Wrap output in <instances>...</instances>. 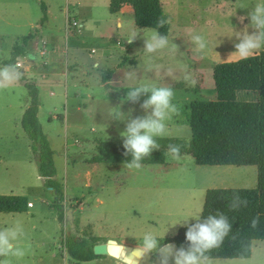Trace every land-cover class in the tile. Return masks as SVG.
<instances>
[{"label":"rangeland","instance_id":"obj_1","mask_svg":"<svg viewBox=\"0 0 264 264\" xmlns=\"http://www.w3.org/2000/svg\"><path fill=\"white\" fill-rule=\"evenodd\" d=\"M41 1L57 16L59 51L70 48L67 50L68 58L79 56L83 62L91 60L90 55H96L88 48L99 47L101 43L89 34L78 33L83 26L91 31V25L96 23V19L102 20L108 15V0H0V68L6 66L2 61L11 57L9 50L12 44L24 46L26 43H23V36L33 30V24L43 21ZM162 2L171 30L170 41L178 46L179 51L178 55L167 51L160 53L155 62L165 67H174L175 81H171V78L156 79V74L145 70L149 58L142 52L144 40L141 37L137 41L138 50L134 53L136 65H125V70L119 72L120 83L107 86L115 89L114 93L104 94L96 74V77L90 79L88 90L81 82L78 85L81 89L71 84L67 103L63 77H60L62 82L55 94L48 84L41 91L39 120L54 150L59 172L57 179L64 189L63 204L67 210L70 207L73 209L72 221L66 219L67 230H78L83 234L92 233L116 239L119 243L138 245L139 238L146 231H154L161 238L165 234V237L173 236L181 225L172 226L201 215L208 188H253L257 185L256 165H199L189 154L182 155L179 160L168 156V164H142L139 170H130L123 163L108 162L106 159L93 162L94 156H103L101 147L107 152H114L116 145L123 146L120 133L125 130L126 121L114 117L119 113V108L125 116L129 113L132 117L145 114L139 103L124 100L127 89L136 83L173 84L180 114L169 122L167 136L188 140L191 136L187 122L189 105L194 100L216 99L213 68L218 62L239 58L230 56L235 51L234 44L238 42L235 35L250 25L249 19L241 22L239 18L248 17L258 0ZM67 13L79 20L73 35L64 29ZM83 21H86V25ZM137 29L153 28L138 26ZM192 34L205 37L207 47L203 53L194 51L190 40ZM46 44L49 49L48 42ZM37 46L40 47L41 43L38 42ZM81 46L86 49L77 55L72 48ZM28 58L38 61L40 55L30 53ZM59 58L64 62L65 52H61ZM26 64L23 61L16 68L29 82L36 84L35 78L30 75V72H34L32 66L28 72L22 71ZM111 64L112 61L109 67ZM185 69L191 71L197 80L195 87H189L183 82ZM128 71L138 73L140 80L125 79L124 74ZM160 76L164 77L165 73H160ZM75 91L83 94L90 92L95 97L89 100L87 94L83 95L88 110L84 109L82 94L75 96ZM27 93V88L20 80L0 90V192L26 194L35 202L34 210L42 215L43 224L37 222L33 231L37 264H71L72 259L62 245L60 223L52 206L56 194L45 186L44 179L39 175L31 140L21 126L19 106L25 104ZM146 98L142 96L140 102ZM236 98L243 101L256 100L257 92L238 91ZM66 112L69 114L68 119ZM63 117H66V121ZM193 221L190 220L191 223ZM71 222L74 223V229H71ZM253 246L257 250H264V240L254 241ZM216 259L217 264H221L223 258ZM256 264H264V255L256 257Z\"/></svg>","mask_w":264,"mask_h":264},{"label":"trees","instance_id":"obj_2","mask_svg":"<svg viewBox=\"0 0 264 264\" xmlns=\"http://www.w3.org/2000/svg\"><path fill=\"white\" fill-rule=\"evenodd\" d=\"M124 5H131L134 9L135 23L144 28H157L158 21L165 24L159 27L161 33L169 34L162 0H110L109 11L116 13ZM43 11L42 20L47 16L46 4L41 1ZM31 35L23 37L27 43ZM23 44H15L11 57L4 60L6 66H15L19 56H25ZM16 67V66H15ZM213 78L216 89V99L194 100L189 105L187 122L191 129L188 140L180 137L166 136L158 140L161 149L152 152L145 158L143 164H168L167 145H182L181 156L189 154L199 165H256L258 168V182L253 188L213 187L208 188L202 210V218L208 214L224 212L232 223L233 231L226 238L220 249L210 253L214 258L236 257L245 252L247 246L255 240H264V50L253 58L222 61L215 64ZM24 83L30 97V103L25 109L21 124L31 140V149L37 165L39 175L44 179L47 188L56 194L52 204L57 220L60 223L62 245L68 252L73 264L107 256L96 254L94 246L100 242H107L106 237L92 233L83 234L78 230H67L65 224L67 209L63 204L64 189L56 178L57 167L54 160V150L45 134L39 120V88L29 82L22 74L19 79ZM238 91L257 92L256 100L243 101L236 98ZM114 152L100 150L103 156L96 155L93 162L108 160L114 163L130 161L123 146L116 145ZM238 194L248 200V206L239 211H230L228 203L233 195ZM29 198L22 194H0V211H27ZM260 214L258 228L252 229L251 220ZM192 223H195L193 221ZM187 228L181 226L173 236L165 237L164 243L174 242L177 247L186 246L185 233ZM233 236L235 239H233ZM161 242L163 239L161 238Z\"/></svg>","mask_w":264,"mask_h":264},{"label":"clouds","instance_id":"obj_3","mask_svg":"<svg viewBox=\"0 0 264 264\" xmlns=\"http://www.w3.org/2000/svg\"><path fill=\"white\" fill-rule=\"evenodd\" d=\"M250 20V25L243 31L236 32L238 42L234 44L235 51L230 56H237L240 59L253 58L261 50H264V0L258 2L251 8L248 17H240L241 22L244 19ZM165 21H158V27L153 29H131L128 31L126 41L129 44L135 43L138 38H143L144 48L142 52L147 56L148 62L145 70L152 72L156 79L171 78L176 80V70L172 66L155 62L158 54L165 51L172 55H178V46L170 41L169 35L161 33L158 29L163 27ZM249 27L252 29L249 32ZM191 43L194 45V51L203 53L207 47L205 37L200 34L190 36ZM160 73H165L164 77ZM125 79L129 81H138L140 76L135 71H128ZM22 73L15 66H5L0 68V90L5 89L8 84L18 81ZM183 82L189 87H195L197 80L191 71L185 69L182 74ZM147 98L141 103V97ZM175 90L172 83H136L127 89L125 101L133 104H140L144 115L132 117L127 116L121 111L114 117L126 121V127L120 133L123 140L125 155L131 156L130 161H125L124 167L128 169L139 170L142 168V161L151 156L152 152L161 149L158 140L168 135L169 122L175 116L180 114V107L175 102ZM114 108V109H115ZM182 145L168 144L165 155L173 159L181 158ZM248 200L238 194L233 195L228 203L230 211H239L242 207L248 206ZM194 219L195 223L190 220ZM185 226L186 246L177 247L173 243L161 242V237L154 231H146L139 238L136 247L144 256L155 254L159 264H217V259L210 255L213 250L220 249L226 238L232 233V223L224 212L208 214L202 218V215L188 218L182 223L176 225ZM260 224V214L252 218L250 226L252 229L258 228ZM170 230V229H169ZM168 230V231H169ZM168 231L166 233H168ZM23 229L19 222L9 227L0 228V257H23L25 252L17 246V241L21 238ZM233 239L235 237L233 236ZM246 253L236 257L223 258L221 264H256V257L264 255V250H257L249 245L245 249Z\"/></svg>","mask_w":264,"mask_h":264},{"label":"crops","instance_id":"obj_4","mask_svg":"<svg viewBox=\"0 0 264 264\" xmlns=\"http://www.w3.org/2000/svg\"><path fill=\"white\" fill-rule=\"evenodd\" d=\"M109 4H110V0H108V11H109ZM46 7H47L46 19L42 22L33 24L32 25L33 30L27 34L31 36L28 39L27 43L24 45L26 55L19 56L17 58L19 60L22 57L21 59L24 60L25 63H28L26 64V66L22 71L28 72L31 66L34 68V72H30V75L32 78H35L34 80L36 82L37 87L39 88V98L41 91L43 90V87H48L47 84L52 89L53 94H55L57 92V89L59 88L58 85H60L62 82L61 80L62 78L60 79V77H63L65 81L64 96H65V102L67 103L68 100L70 99V95L68 91L70 85L72 84V86L76 87V89H81L80 88L81 86H78L79 83L81 82L83 85H85V87L88 90L90 87L89 81L91 78L95 76L94 74H96L97 77H99L100 86L103 87L104 94L114 93L115 89L107 88V86L111 84L115 85L120 83L121 75L119 74V72H123L125 70V65L128 64H131L133 66L136 65L134 53H136L138 50L137 41L139 38L133 44H129L125 40L128 35V30L138 28V25L135 23L133 7L131 5H124L119 12L111 13L109 11L108 15L103 17L102 20L96 19L97 20L96 23L91 25V29H92L91 31H87L85 26H83V28L78 33L79 35L89 34L94 38V40L101 43L99 47L92 46L88 48V50H90L91 53H95L96 55H94L93 57L92 55H90L89 57H91V60L85 62H83L79 58V56L75 57L74 59L68 58V51L70 48H66L63 51L61 50L59 51V44H57L58 41L57 38L59 35L57 16L54 15L51 9L48 8L47 4ZM69 10L70 9H67L66 11ZM67 16L68 13L66 14V19ZM70 16L76 19L79 25L78 18L76 16H72V15ZM83 23L86 25V21H83ZM53 27H57V29H53ZM75 27H73L72 29H68L66 25L64 29L66 30V32L73 35L74 34L73 29H75ZM170 31L171 30L169 28V34H168L169 37H170ZM46 40L48 42L49 49H47L45 46L47 45ZM38 42L41 43L40 47L37 46ZM14 45L15 43L12 44L9 50L10 56ZM44 48L47 51L45 55H43L41 52ZM140 48L141 47H139V50ZM72 49L75 51L77 55L78 54L80 55L82 54L81 51L86 48L81 46V47H74ZM61 52L62 53L65 52L66 54V58L64 62H62L59 58ZM30 53H39L40 59L38 61L29 59L28 56L30 55ZM110 61H112L111 67H109ZM43 62H46V64L44 65ZM73 93H74L73 95L75 96H79V93L80 95L82 94L84 109L88 110L85 104L86 99L85 96L83 95L87 94L89 100H92L95 97L90 92L83 94L81 91H75ZM29 103H30V97L28 95L25 104H21L19 106V115L21 117V120L23 113L25 109L28 107ZM41 108H42V102L40 99L38 116L40 115ZM66 115L68 119L69 114L67 112ZM65 118L66 117H63V120H65ZM0 159L2 158L0 157ZM209 166H215V165H209ZM58 173L59 172L57 170V175ZM0 193H9V192H0ZM9 194H13V193H9ZM22 195H26V194H22ZM28 198H29V209L27 211H0V228L12 226L17 222L21 224L23 232L21 238L17 241V246L22 248L25 252V255L19 258L11 257V256L6 258L0 257V264H37L36 247H35L36 241L33 231L37 222H39L40 225L43 224V219H42V215H40L38 212H36V210H34L35 202L32 199H30L29 196ZM42 243L43 242H41V244ZM74 262L75 260L73 259L72 261H70L71 264H73ZM80 264H127V263H124L118 258L107 255L89 261H82L80 262Z\"/></svg>","mask_w":264,"mask_h":264},{"label":"water","instance_id":"obj_5","mask_svg":"<svg viewBox=\"0 0 264 264\" xmlns=\"http://www.w3.org/2000/svg\"><path fill=\"white\" fill-rule=\"evenodd\" d=\"M72 211L71 207L67 210V218L70 221L73 218ZM71 229H74L73 222H71ZM136 247L137 245L119 243L116 239H108L107 242L97 243L94 246V252L113 256L127 264H159L155 254L144 256Z\"/></svg>","mask_w":264,"mask_h":264},{"label":"built area","instance_id":"obj_6","mask_svg":"<svg viewBox=\"0 0 264 264\" xmlns=\"http://www.w3.org/2000/svg\"><path fill=\"white\" fill-rule=\"evenodd\" d=\"M78 25V21L76 19H74L73 17L70 16V14H68L67 16V28L68 29H71L75 26ZM42 54L45 55L46 54V49L44 48L42 51ZM24 60H22L21 58L19 60H17L15 66H21V63L23 62ZM44 64H46V62H43Z\"/></svg>","mask_w":264,"mask_h":264}]
</instances>
